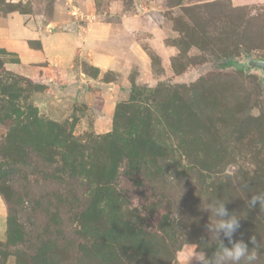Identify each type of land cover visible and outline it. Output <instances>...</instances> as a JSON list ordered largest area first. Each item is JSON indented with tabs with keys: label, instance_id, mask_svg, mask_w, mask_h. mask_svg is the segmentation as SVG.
<instances>
[{
	"label": "rangeland",
	"instance_id": "obj_1",
	"mask_svg": "<svg viewBox=\"0 0 264 264\" xmlns=\"http://www.w3.org/2000/svg\"><path fill=\"white\" fill-rule=\"evenodd\" d=\"M0 18V264L210 258L216 196L233 239L264 244L246 204L264 91L218 66L264 58V0H0Z\"/></svg>",
	"mask_w": 264,
	"mask_h": 264
},
{
	"label": "clouds",
	"instance_id": "obj_2",
	"mask_svg": "<svg viewBox=\"0 0 264 264\" xmlns=\"http://www.w3.org/2000/svg\"><path fill=\"white\" fill-rule=\"evenodd\" d=\"M245 189L246 184H243L242 190L244 192ZM250 192L252 194L250 199L246 201L247 207L252 209L258 205L262 214L261 218H264V191ZM226 204V199L217 196L214 199H205L203 210L209 214V222L206 225L207 244L208 247L215 245V251L209 258L203 249L196 250L189 260L195 258L199 264H257L261 252H264V244L261 241L257 242L255 236L249 238L250 243L254 245L252 248H249L243 239H233L234 234L240 227V217L236 213L230 212ZM224 239H227L228 244L231 245L230 247L225 245Z\"/></svg>",
	"mask_w": 264,
	"mask_h": 264
},
{
	"label": "water",
	"instance_id": "obj_3",
	"mask_svg": "<svg viewBox=\"0 0 264 264\" xmlns=\"http://www.w3.org/2000/svg\"><path fill=\"white\" fill-rule=\"evenodd\" d=\"M220 63L246 73L258 72L260 85L264 91V58H254L251 55L245 54L240 60L236 58H224Z\"/></svg>",
	"mask_w": 264,
	"mask_h": 264
},
{
	"label": "crops",
	"instance_id": "obj_4",
	"mask_svg": "<svg viewBox=\"0 0 264 264\" xmlns=\"http://www.w3.org/2000/svg\"><path fill=\"white\" fill-rule=\"evenodd\" d=\"M1 28L3 29V31ZM5 31L9 32L7 19L6 18H0V35H1V33L4 34Z\"/></svg>",
	"mask_w": 264,
	"mask_h": 264
},
{
	"label": "trees",
	"instance_id": "obj_5",
	"mask_svg": "<svg viewBox=\"0 0 264 264\" xmlns=\"http://www.w3.org/2000/svg\"><path fill=\"white\" fill-rule=\"evenodd\" d=\"M227 58H235V57H233V56H229V57H227ZM218 66H220L221 68H226L227 66L226 65H224V64H222V63H218ZM241 72V71H240ZM74 86H76V85H74ZM73 86V87H74ZM89 88H92V86H90ZM263 90V89H262ZM245 243H247L248 244V247H251V244L249 243V242H245ZM227 246V245H226ZM212 254V253H211Z\"/></svg>",
	"mask_w": 264,
	"mask_h": 264
}]
</instances>
